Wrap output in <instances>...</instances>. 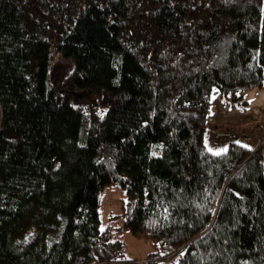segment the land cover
I'll return each instance as SVG.
<instances>
[{"label": "trees", "instance_id": "trees-1", "mask_svg": "<svg viewBox=\"0 0 264 264\" xmlns=\"http://www.w3.org/2000/svg\"><path fill=\"white\" fill-rule=\"evenodd\" d=\"M263 84L264 0H0V264H137L112 185L153 264H264V142H205Z\"/></svg>", "mask_w": 264, "mask_h": 264}, {"label": "rangeland", "instance_id": "rangeland-1", "mask_svg": "<svg viewBox=\"0 0 264 264\" xmlns=\"http://www.w3.org/2000/svg\"><path fill=\"white\" fill-rule=\"evenodd\" d=\"M74 68V62L62 54H57L50 69L52 82L61 83L63 79L70 75ZM218 92L215 88L212 92ZM248 101L246 105L222 108L216 99L212 98L211 109L208 116L216 123L208 122L205 142L209 143L210 135L222 133L225 140L223 143L231 141L239 142L250 150L264 142V84L255 87L244 94ZM220 106V107H219ZM228 141V142H227ZM228 145V144H227ZM127 198V191L117 186H107L101 190L99 214L102 228H109L112 239H120L125 246V257L148 258V254L153 251L152 246L143 239L133 235L130 231L123 229V218L121 214L122 201ZM113 215H116L113 217Z\"/></svg>", "mask_w": 264, "mask_h": 264}, {"label": "crops", "instance_id": "crops-1", "mask_svg": "<svg viewBox=\"0 0 264 264\" xmlns=\"http://www.w3.org/2000/svg\"><path fill=\"white\" fill-rule=\"evenodd\" d=\"M212 98H214V99L217 98L216 101H217V103H219L218 105H220L222 108H224V106H226L223 99H221V95H220L219 90L216 94H213ZM210 109H211V107H210ZM210 109H209V112L214 111V110H210ZM208 122H209V124L210 123H216V121H214V118L211 119L209 116H208ZM221 134L222 133H220V132H219V134L218 133L217 134H215V133L211 134L210 139H209V143H207L208 146L210 147V149L217 152V153H220L221 151L226 150L230 144V143H223L227 139L226 138L223 139L222 136L223 137H225V136L223 134L221 136Z\"/></svg>", "mask_w": 264, "mask_h": 264}, {"label": "built area", "instance_id": "built-area-1", "mask_svg": "<svg viewBox=\"0 0 264 264\" xmlns=\"http://www.w3.org/2000/svg\"><path fill=\"white\" fill-rule=\"evenodd\" d=\"M263 162H264V149H263ZM182 255H180L179 252H175L170 254V256H167L165 258H160L156 264H176L181 260ZM154 259L151 257L148 258H142L141 260H137V264H153Z\"/></svg>", "mask_w": 264, "mask_h": 264}, {"label": "snow or ice", "instance_id": "snow-or-ice-1", "mask_svg": "<svg viewBox=\"0 0 264 264\" xmlns=\"http://www.w3.org/2000/svg\"><path fill=\"white\" fill-rule=\"evenodd\" d=\"M217 154H219V153H217Z\"/></svg>", "mask_w": 264, "mask_h": 264}]
</instances>
